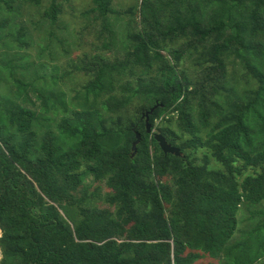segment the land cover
<instances>
[{
	"label": "trees",
	"instance_id": "1",
	"mask_svg": "<svg viewBox=\"0 0 264 264\" xmlns=\"http://www.w3.org/2000/svg\"><path fill=\"white\" fill-rule=\"evenodd\" d=\"M68 1L31 29L42 0H0V264H261L264 0H86L94 50L57 73Z\"/></svg>",
	"mask_w": 264,
	"mask_h": 264
},
{
	"label": "rangeland",
	"instance_id": "2",
	"mask_svg": "<svg viewBox=\"0 0 264 264\" xmlns=\"http://www.w3.org/2000/svg\"><path fill=\"white\" fill-rule=\"evenodd\" d=\"M42 4L38 5L37 7H25L23 10H21V15L18 18V21L21 20L25 22L31 29L33 27L32 21L36 19L37 16H39V12L42 11L43 6L46 5V0H42ZM116 6L119 9L126 8L129 4L132 2L130 0H115ZM87 1L86 0H69L67 3H64L63 10L64 12L62 15L56 20V25L54 27V32L58 34L59 36L67 37L69 40V43L72 42L71 45H68L70 51L67 54H62L59 51V46L55 44L51 45V49L53 51V56L51 59L46 56V50L43 51L42 54L37 56L38 48L41 46H44L46 43V40H42L39 37V33L35 32V36L33 38V42L31 46L27 47L24 51H20V53H24L27 56L28 60H32L35 62L43 61L45 57L48 60V63L51 64H57L58 65V71L57 73H60V71L66 69L68 67V62L72 60H76L77 57H81L83 52L92 53L93 52V43H96L94 39L95 31L88 27H83L86 24V18L82 17L80 15V12L86 8ZM115 5V3H114ZM22 17V19H21ZM30 23V24H29ZM34 28V27H33ZM55 46V47H54ZM70 68V67H69ZM67 68V69H69ZM45 69L48 70V66H45ZM76 75L74 78L73 75ZM83 75L80 74V72L75 73L72 72L71 75H68L62 79H60V83L63 88H77L80 86L82 82ZM71 95V94H69ZM212 166H217L214 162L212 163ZM98 184L99 189L97 192L99 195H103L108 188L104 185L103 182L93 183L89 189L91 191L95 188V186ZM100 204V203H99ZM239 218L242 217L245 218L246 212L243 210V207L240 208L238 215ZM238 221V224L236 226V232L233 234V239H238L242 236L241 230L243 226H245L244 220ZM244 237V236H243ZM209 257H203L198 260V262H206L210 260ZM213 260V259H212ZM261 261H263L261 264H264V257L261 258ZM260 264V263H257Z\"/></svg>",
	"mask_w": 264,
	"mask_h": 264
},
{
	"label": "water",
	"instance_id": "3",
	"mask_svg": "<svg viewBox=\"0 0 264 264\" xmlns=\"http://www.w3.org/2000/svg\"><path fill=\"white\" fill-rule=\"evenodd\" d=\"M154 107L155 106L151 107L148 111H146L144 113V115H145V130H146V132H151L152 131L151 125L148 122V113L151 112ZM153 137L158 142L161 150L164 153H173L175 155H179L180 154L179 148L176 147V146L171 145L170 143H168L166 141V139L164 138V136H162L159 132H153ZM139 138H140V136L137 133L136 134V139L132 142V145H131L133 150H135V145L139 141Z\"/></svg>",
	"mask_w": 264,
	"mask_h": 264
}]
</instances>
